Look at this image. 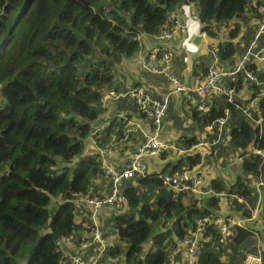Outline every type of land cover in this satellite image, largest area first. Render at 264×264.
Masks as SVG:
<instances>
[{
	"label": "trees",
	"instance_id": "1",
	"mask_svg": "<svg viewBox=\"0 0 264 264\" xmlns=\"http://www.w3.org/2000/svg\"><path fill=\"white\" fill-rule=\"evenodd\" d=\"M185 6H195L197 14L191 11V16L216 44L209 47L207 58L194 59L193 76L205 77L215 56L222 69L225 64L234 70L245 61L264 0H0V264L69 260L57 243L64 237L73 236L75 243L81 238L88 218L77 220L75 200L91 193L100 196L97 180L104 176L99 153L88 150L91 139L107 147L122 136L118 119L93 136L97 120L103 124L107 113L102 108L105 91L114 89L119 66L139 55L142 36L161 34L172 13L189 30L179 16ZM260 49L264 35L257 40L256 51ZM222 84L238 94L250 90L252 98L258 96L259 114L254 117L262 122L243 116L236 106L244 103L238 95L230 102L227 94L212 92L206 111L191 102L182 117L175 112L174 127L181 134L174 142L179 149L193 148L196 132L222 117H228L227 141L205 155L173 162L163 152L160 158L167 162L164 172L203 168L214 156L220 158L218 147L223 145L232 156L228 163L237 156L234 183L228 187L223 180L221 158L211 161L217 169L209 179L215 193L211 196L182 193L174 199L154 176L140 177L136 185L127 180L123 192L129 206L100 213L115 240L104 256L124 259V264H170L174 248L198 219L251 218L235 197L256 203L259 194L252 184L264 182V68L251 58L234 79L224 77ZM129 108L140 115L133 100ZM117 109L126 110L120 104ZM189 121L192 126L186 130L183 123ZM256 232L264 238L258 219L236 227L222 243L216 225H208L196 264H243L257 250Z\"/></svg>",
	"mask_w": 264,
	"mask_h": 264
},
{
	"label": "built area",
	"instance_id": "2",
	"mask_svg": "<svg viewBox=\"0 0 264 264\" xmlns=\"http://www.w3.org/2000/svg\"><path fill=\"white\" fill-rule=\"evenodd\" d=\"M186 27L182 21L177 19L172 13L169 20V26L159 35L153 37L157 46L150 52H141L143 55L142 66L150 73L159 75L166 79L170 89L161 98L154 97L144 86L128 88L126 90L109 89L105 91L102 99V108L109 110L112 107L110 118L107 119L100 127L96 128L93 136L97 137L107 126L112 125L115 119L121 121L122 136L111 143L107 147L97 145L94 138L88 150H96L101 158L103 173L110 180V191L103 190L100 196H85L83 203L90 206L92 214L90 216L91 223L85 227L81 238L75 243L73 236L64 237L58 241V246L66 252L69 257V264H93L100 260L105 252L114 246L113 239L108 237L100 228L98 212L106 209V207L124 208L129 205V200L120 187L127 180H136L140 177H156L162 184L173 192V198L177 199L182 193H193L197 198L211 196L214 193L209 187L205 186L203 174L196 171L195 168L182 167L176 171L164 172L159 169L152 171L146 162L147 158L157 157L164 150L171 149L173 144L164 142L160 138V130L162 128L164 118L168 112L171 97L175 94H184L185 109L190 108L189 103H196L200 111H206V102L212 92L218 94H227L230 102L235 101V91L227 90L223 84L224 77H231L244 68V62L254 58V60L264 68V50L256 51L257 40L264 35V11L262 19L258 25L255 39L251 44L254 52H249L245 57V61L238 65L234 70H224L219 67V58L215 56L211 60V65L208 74L203 77H195V81L191 85H187L177 77L173 72L174 52L172 47L162 45L172 41L181 31H185ZM247 77L256 81L254 74H248ZM259 84V83H258ZM244 103L236 104L237 108L242 112L243 116L253 120L256 124L261 123L262 119H256L255 114L259 112L258 96L252 98V92H248ZM261 95H264V89ZM211 97V95H210ZM132 100L135 102L138 112L143 119L149 122L153 128H146L142 118L131 116L128 111H118L117 107L120 102ZM188 104V105H187ZM187 105V107H186ZM228 114V111H227ZM216 125V129H215ZM215 125H210L213 134L218 131L217 137L210 142H200L193 148L178 149L183 154L182 156H195L199 152L197 149L205 145L213 146L221 142L224 134L229 130L228 117H222L215 122ZM137 136L140 142L135 147L129 157H124V162H121V153L126 149L130 142H134L133 138ZM260 152V151H259ZM258 152V153H259ZM120 163V164H119ZM119 164V165H118ZM259 194L258 200L250 201L240 197H235L239 202L243 203L251 211L250 219H235L223 218L224 216H206L197 220L195 228L189 229L187 235L182 240L181 246L174 249L170 255V264H196L197 252L201 246L204 234L208 225H216L220 235V241L225 243L232 236L236 227L245 226V222L260 219L264 226V215L262 210L264 207V182L255 183ZM257 250L254 253H248L243 264H263L264 260V241L256 232ZM90 249H94L96 256L90 261L87 260V254ZM184 251V259L178 261L177 257Z\"/></svg>",
	"mask_w": 264,
	"mask_h": 264
},
{
	"label": "crops",
	"instance_id": "3",
	"mask_svg": "<svg viewBox=\"0 0 264 264\" xmlns=\"http://www.w3.org/2000/svg\"><path fill=\"white\" fill-rule=\"evenodd\" d=\"M191 11L197 14L195 12V6H192V8H190L189 6L188 7L185 6L184 8H182V13H180L179 15L183 19V21L189 26V30L185 32H180L172 41L162 44V45L172 47L173 52H174L173 71L182 80V82L187 85H191L195 81V76H193L192 74L193 66L195 64L194 59H199L200 55H205V57L207 58L209 56L208 54L209 47L211 45H214L216 47V44H214L213 40L209 36H207L204 32H202V28L201 29L198 28V23L195 22L194 18L191 16ZM263 11H262V15H263ZM260 21L261 19L259 20L258 25ZM141 43H142L143 52H147V53H150L155 48V46L158 45V43L154 42L153 38H149L148 36H142ZM142 58H143V55L141 54L131 61H128V60L124 61L126 65L123 66L122 68H124L127 71V74L123 73L122 78L120 77L116 78L114 89H118L122 91L128 88L144 86L145 89H148L149 92L153 94L154 97L161 98L165 96V94L170 89V86H168L166 79L164 77L155 75L145 70L142 66V62H141ZM239 62L240 61H236V65ZM224 67H227V68H224L225 70H230L229 65L224 64ZM119 69L121 71L120 67ZM248 94L249 93L247 91L241 92L238 94V98L244 99L248 96ZM173 97H176V100H175L177 104L176 111L179 114V116L182 117V114L185 113L184 112L185 111V108H184L185 95L175 94ZM119 104L124 109H126L125 111L130 112L131 116L133 117L137 116L135 113H133L134 110L129 108V106L132 105L131 100L120 102ZM111 112H112V107L107 111L105 116L103 114L104 122L107 121L108 118H110ZM137 117L143 119V117L140 115H138ZM143 121L147 126L146 128H153L152 126L149 125V122L147 120L143 119ZM190 126H192L191 121L183 123L184 128L187 127L189 129ZM196 133L198 136V140L200 142H210V138L213 135L211 128H206L204 131H197ZM165 134L167 135L165 136ZM161 136L163 137L165 136L164 138L166 139V141L164 142H173L177 140V138L179 137V134L175 128L174 130H170L166 126V127L161 128L160 138H162ZM133 141L134 142H130L127 145L126 149L122 151L121 153L122 159L120 163L124 162V159H125L124 157H129L131 152H133L135 147L140 142V138L135 136L133 138ZM171 148H173L174 152L171 154V156H168L167 161L176 162L180 159V158L176 159L175 152L177 148L175 146ZM208 150H212V147L209 145H205L197 149V151L201 153L202 155L207 154ZM179 153L181 155L180 157L185 158L184 156H182L183 154L181 153V151ZM168 155L170 154L168 153ZM159 156L147 158L146 162L148 163L152 171H157L159 169L163 170V166L167 163L163 161ZM195 169L196 171H201L203 173V177L205 180V186L209 187L210 186L209 179L213 177L214 175L215 176L217 175L216 167L211 166V170L206 171L204 167L202 168V166L199 165V166H196ZM231 171H232V174L233 172L237 171V170H234V165L231 166ZM252 185L254 186L255 183H253ZM262 214L264 215V207L262 210ZM250 222H253V221H250ZM262 240L264 241V238H262Z\"/></svg>",
	"mask_w": 264,
	"mask_h": 264
},
{
	"label": "rangeland",
	"instance_id": "4",
	"mask_svg": "<svg viewBox=\"0 0 264 264\" xmlns=\"http://www.w3.org/2000/svg\"><path fill=\"white\" fill-rule=\"evenodd\" d=\"M242 32L243 33H246V25L245 24H243L242 25ZM252 40H253V38H251V40H250V42H252ZM249 52H251V54L254 52V50H252V48L250 47V49H249ZM248 52V53H249ZM247 55V54H246ZM126 65V63L124 62V63H122L119 67L121 68V71H119V72H117L116 73V77H115V79L116 78H118V77H120V76H123V73H125V74H127V71L124 69V68H122L123 66H125ZM174 96V95H173ZM171 97V101H170V107H169V109H168V112H167V114H166V116H165V118H164V122H163V125H162V128L163 127H168L170 130H174V118H175V116H176V97ZM176 112V113H175ZM99 122H100V119H98L97 120V122H96V128H98V127H100V124H99ZM169 125V126H168ZM176 129V128H175ZM186 130H188V128L186 127L185 128ZM176 131H177V129H176ZM178 132V134H179V136H180V134H181V131L180 130H178L177 131ZM167 134H165V136H166ZM164 136V137H165ZM162 138L161 139H163V141H166V139L163 137V136H161ZM225 141V140H224ZM224 141H222V142H224ZM221 142V143H222ZM173 144H175V142L173 141ZM210 151H212V150H208V152L207 153H209ZM174 152V150H173V148H171V149H168V153L170 154V155H168L167 154V156H171V154ZM218 152L220 153V158H221V161H224V165L221 163L220 164V169H219V172L221 173V175L223 176V180L225 181V183L227 184V186L229 187L232 183H234V180L236 179V172H233V174H232V171H231V166L232 165H234L235 164V161H236V159H237V156L236 155H233V159H234V163L233 164H230V163H228V160H232V156H230V152L229 151H227L226 149H225V147L223 146V145H221V146H219L218 147ZM219 153H217L216 155H218ZM175 154H176V159H178V158H180V153H179V151L178 150H176V152H175ZM160 157V156H159ZM219 158V156H214L213 157V159H211V161H213L214 162V160H217V159H220ZM147 161V160H146ZM211 161L207 164V166H205L204 168H205V170L206 171H209V170H211ZM236 165V164H235ZM225 166V167H224ZM213 175H214V173H213ZM215 176V175H214ZM213 176V177H214ZM99 185L100 186H103L104 185V189L106 190V191H109L110 189H111V187H110V183H109V179L105 176H103V177H100L98 180H97V187H99ZM127 185H126V183H123V184H121V188H124V187H126ZM250 201H252V200H250ZM230 205V204H229ZM246 208H247V206H245ZM224 209L225 210H227V211H229L230 210V208L229 207H227L226 206V202L224 201ZM248 209V208H247ZM107 210V209H106ZM86 213H88V215H86ZM226 213H228V212H226ZM89 214H90V211H85L83 214H80V213H78V217H77V220L80 222L81 220H82V217L83 216H89ZM106 217H104V218H102V220L103 219H105ZM223 218H228V217H223ZM90 219V218H89ZM101 228H102V230L104 231V229H105V227L103 226V223H102V221H101ZM104 233H105V231H104ZM106 233H107V235H108V231H106ZM184 255V251H182V254L180 255V256H178L177 257V260L178 261H182V256ZM104 259V260H103ZM103 259L101 258L100 260H98V261H96V262H94L93 264H113V263H118V264H124V259H118V261L116 262L115 260H112V259H110V258H108V256H104L103 257Z\"/></svg>",
	"mask_w": 264,
	"mask_h": 264
},
{
	"label": "clouds",
	"instance_id": "5",
	"mask_svg": "<svg viewBox=\"0 0 264 264\" xmlns=\"http://www.w3.org/2000/svg\"><path fill=\"white\" fill-rule=\"evenodd\" d=\"M261 19H262V17H261ZM257 32V31H256ZM260 50H262V49H260ZM252 60H254V58H252ZM255 61V60H254ZM258 64V63H257ZM260 67H262L260 64H258ZM225 70V69H224ZM174 72V71H173ZM175 74V73H174ZM156 75V74H155ZM176 75V74H175ZM159 76V75H158ZM177 76V75H176ZM178 77V76H177ZM248 92H250V90L248 91ZM238 95V92H235V99H236V96ZM245 99L246 98H244V99H242L243 101L242 102H244L245 101ZM258 114H259V112H258ZM258 120H259V118H258ZM256 124V123H255ZM102 125V124H101ZM100 125V126H101ZM111 126V125H110ZM206 129V128H205ZM227 132V131H226ZM212 137H213V135H212ZM210 138V141H212L214 138ZM227 137H229V135L227 136ZM227 141V139H224L223 138V140L222 141ZM221 141V142H222ZM171 144H173V142H170ZM198 143H199V140H198ZM218 144V143H217ZM198 145V144H197ZM173 146H175L176 147V144H173ZM214 146V145H213ZM212 146V147H213ZM177 148V147H176ZM179 148H177V150H178ZM89 152H91L90 150H89ZM163 152H168V150H164ZM162 152V153H163ZM161 155V154H160ZM185 159V158H184ZM164 171V170H163ZM104 177H105V175H104ZM108 178V177H107ZM110 181V180H109ZM126 182V181H125ZM124 182V183H125ZM138 182H136V184H137ZM133 185H136L135 183H134V181H133V183H132ZM125 188V187H124ZM124 188H122V190L124 189ZM98 189V191H99V193L101 194V192L103 191V190H105L104 189V185L103 186H100L99 185V187L97 188ZM106 191V190H105ZM85 196H97V195H95V194H93V193H91V194H88V195H83L80 199H77V200H75V204H76V207H77V211H78V213H80V214H83L85 211H90V214H89V216H83L82 218H84V217H86V218H88V220H87V223L85 224V226L87 227L90 223H91V220L89 219L90 218V216H91V214H92V211H91V208H90V206H87L85 203H83L82 201H83V199H84V197ZM202 198V197H201ZM129 206V205H128ZM107 208H114V207H106V209ZM106 209H104V210H106ZM118 209H123V208H118ZM249 210V209H248ZM100 213L101 212H98V217H99V222H100V228H101V221H102V219H101V217H100ZM86 215H88V213H86ZM78 216V215H77ZM108 220H106V221H102V223H103V226L105 225V224H107L108 222H107ZM197 224V223H196ZM196 224H195V226H196ZM244 227V226H243ZM109 228H110V226H109ZM195 228V227H194ZM102 229V228H101ZM190 229H193V228H190ZM104 231H105V234L107 235V233H106V231L107 230H105L104 229ZM108 237H111L112 239H113V242H114V245H115V240H114V238H113V235H107ZM206 239V238H205ZM204 238H203V240H202V242L205 240ZM202 244V243H201ZM181 246V245H180ZM180 246H178V247H180ZM177 247V248H178ZM200 248V247H199ZM174 249H176V248H174ZM63 251V250H62ZM63 253H64V255L65 256H67L66 255V252H64L63 251ZM94 256H96V252L94 251V249H90L89 250V252H88V254H87V260H91ZM68 257V256H67ZM104 257V256H103ZM103 257H102V259H103ZM182 258L184 259V256H182ZM182 259V260H183ZM68 263V260L67 261H65L63 264H67ZM69 264V263H68Z\"/></svg>",
	"mask_w": 264,
	"mask_h": 264
},
{
	"label": "bare ground",
	"instance_id": "6",
	"mask_svg": "<svg viewBox=\"0 0 264 264\" xmlns=\"http://www.w3.org/2000/svg\"><path fill=\"white\" fill-rule=\"evenodd\" d=\"M66 257V256H65ZM66 261V260H65Z\"/></svg>",
	"mask_w": 264,
	"mask_h": 264
},
{
	"label": "water",
	"instance_id": "7",
	"mask_svg": "<svg viewBox=\"0 0 264 264\" xmlns=\"http://www.w3.org/2000/svg\"><path fill=\"white\" fill-rule=\"evenodd\" d=\"M198 54V53H197Z\"/></svg>",
	"mask_w": 264,
	"mask_h": 264
}]
</instances>
